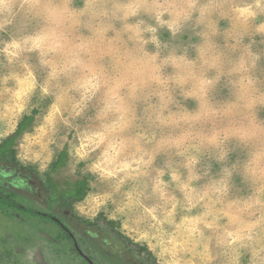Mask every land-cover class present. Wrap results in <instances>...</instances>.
I'll list each match as a JSON object with an SVG mask.
<instances>
[{"label":"rangeland","instance_id":"obj_1","mask_svg":"<svg viewBox=\"0 0 264 264\" xmlns=\"http://www.w3.org/2000/svg\"><path fill=\"white\" fill-rule=\"evenodd\" d=\"M32 112L0 188L89 191L0 210V264H264V0H0V142Z\"/></svg>","mask_w":264,"mask_h":264},{"label":"trees","instance_id":"obj_2","mask_svg":"<svg viewBox=\"0 0 264 264\" xmlns=\"http://www.w3.org/2000/svg\"><path fill=\"white\" fill-rule=\"evenodd\" d=\"M35 114L36 112H32L31 115L23 116L18 122L15 131L0 142V166L12 165L28 171V173L33 176L36 175V171L33 168H25L21 166L16 157L17 141L23 134L28 132L33 125L35 121ZM67 163L68 152L66 150H62L50 166L46 185L49 192L46 200L44 201V205L47 208L46 212H40L36 208L24 207L20 205L14 200L16 197L15 193L6 191L2 188H0V210L13 209L31 216L47 218L55 222L58 226H62V223L66 222L69 218L67 213H72L73 205L83 201L89 191L87 178L64 182L63 185L59 184L57 180L58 175L65 169ZM56 205L57 207L55 208ZM108 223L110 225L114 224V222ZM137 249L139 252H146L150 254L146 247L137 246Z\"/></svg>","mask_w":264,"mask_h":264},{"label":"clouds","instance_id":"obj_3","mask_svg":"<svg viewBox=\"0 0 264 264\" xmlns=\"http://www.w3.org/2000/svg\"><path fill=\"white\" fill-rule=\"evenodd\" d=\"M151 31H155V29H151ZM158 191V187L157 188H153L151 191H148L147 189L145 190V195L146 198H151L152 196H155L157 194Z\"/></svg>","mask_w":264,"mask_h":264},{"label":"flooded vegetation","instance_id":"obj_4","mask_svg":"<svg viewBox=\"0 0 264 264\" xmlns=\"http://www.w3.org/2000/svg\"><path fill=\"white\" fill-rule=\"evenodd\" d=\"M21 205V204H20ZM71 221H72V219L71 218H68V220H66V222H68V223H71ZM82 221V220H81ZM65 222V223H66ZM85 225H87V226H91V225H93V224H89L90 222L89 221H82ZM86 222H89V223H86ZM60 228H62V230L64 231V232H66V234H67V236H70L69 235V233H68V231H67V228L66 227H64V223H62V226H60Z\"/></svg>","mask_w":264,"mask_h":264}]
</instances>
